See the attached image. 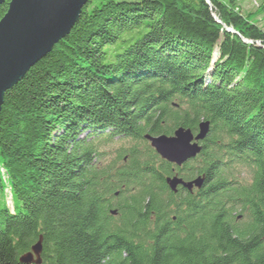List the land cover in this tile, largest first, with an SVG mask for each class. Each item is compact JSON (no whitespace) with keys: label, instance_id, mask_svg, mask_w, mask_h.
<instances>
[{"label":"trees","instance_id":"16d2710c","mask_svg":"<svg viewBox=\"0 0 264 264\" xmlns=\"http://www.w3.org/2000/svg\"><path fill=\"white\" fill-rule=\"evenodd\" d=\"M208 1L87 0L4 93L0 264H264V30ZM201 122L181 166L145 139Z\"/></svg>","mask_w":264,"mask_h":264},{"label":"water","instance_id":"95a60500","mask_svg":"<svg viewBox=\"0 0 264 264\" xmlns=\"http://www.w3.org/2000/svg\"><path fill=\"white\" fill-rule=\"evenodd\" d=\"M5 1L0 0V4ZM86 2L87 0L7 2L6 12L0 18V110L4 93L69 33ZM208 130V122H201L195 134L188 128L179 127L171 135H145V139L162 160L181 166L199 154L200 142L204 140ZM203 181V176L185 181L174 175L166 178V185L173 192L177 191V187L191 191L193 188H201ZM40 243L41 238L30 252L20 257V261L25 264L38 262Z\"/></svg>","mask_w":264,"mask_h":264},{"label":"rangeland","instance_id":"374dc122","mask_svg":"<svg viewBox=\"0 0 264 264\" xmlns=\"http://www.w3.org/2000/svg\"><path fill=\"white\" fill-rule=\"evenodd\" d=\"M100 0H93L94 3H98ZM208 4L209 1L205 0ZM223 4H227V0H219ZM259 0H233L232 6L236 7L234 10L239 11L246 19L249 21L256 22V24L264 30V14L256 9ZM211 6V5H210ZM216 19L217 17L214 16ZM225 27V25H224ZM230 32H235L232 28L226 27V30ZM233 30V31H232ZM241 220V219H240Z\"/></svg>","mask_w":264,"mask_h":264},{"label":"bare ground","instance_id":"6f19581e","mask_svg":"<svg viewBox=\"0 0 264 264\" xmlns=\"http://www.w3.org/2000/svg\"><path fill=\"white\" fill-rule=\"evenodd\" d=\"M206 121V120H205ZM180 127V126H179ZM198 130V129H197Z\"/></svg>","mask_w":264,"mask_h":264}]
</instances>
